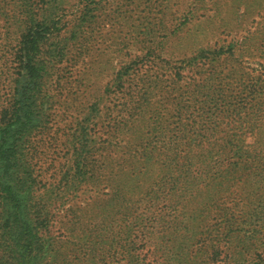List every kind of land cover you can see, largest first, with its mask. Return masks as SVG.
Listing matches in <instances>:
<instances>
[{
    "label": "rangeland",
    "instance_id": "obj_1",
    "mask_svg": "<svg viewBox=\"0 0 264 264\" xmlns=\"http://www.w3.org/2000/svg\"><path fill=\"white\" fill-rule=\"evenodd\" d=\"M32 20L39 185L82 124L93 165L53 201L41 264H264V0H0V111Z\"/></svg>",
    "mask_w": 264,
    "mask_h": 264
},
{
    "label": "trees",
    "instance_id": "obj_2",
    "mask_svg": "<svg viewBox=\"0 0 264 264\" xmlns=\"http://www.w3.org/2000/svg\"><path fill=\"white\" fill-rule=\"evenodd\" d=\"M46 32L47 24L32 20L20 35L12 93L0 111V264H41L52 250L49 226L53 201L62 197L69 184L84 179L93 166L88 160L91 133L82 124L75 135L72 165L61 184L53 191L39 185L32 136L44 126L46 116L43 94L49 69L41 57ZM44 55L48 57L50 52Z\"/></svg>",
    "mask_w": 264,
    "mask_h": 264
}]
</instances>
